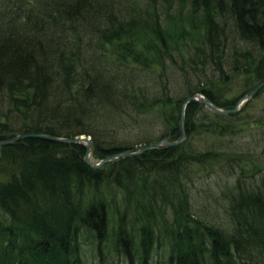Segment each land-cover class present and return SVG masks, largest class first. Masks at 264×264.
Masks as SVG:
<instances>
[{"label":"trees","instance_id":"16d2710c","mask_svg":"<svg viewBox=\"0 0 264 264\" xmlns=\"http://www.w3.org/2000/svg\"><path fill=\"white\" fill-rule=\"evenodd\" d=\"M240 76L264 81V0H0V140L91 136L100 161L178 139L187 96L235 108ZM185 121L99 169L80 144L1 145L0 264H264V87Z\"/></svg>","mask_w":264,"mask_h":264},{"label":"water","instance_id":"95a60500","mask_svg":"<svg viewBox=\"0 0 264 264\" xmlns=\"http://www.w3.org/2000/svg\"><path fill=\"white\" fill-rule=\"evenodd\" d=\"M262 83L264 85V81ZM260 84L254 86L251 90H249L247 93L242 95V97L238 99L236 103V107L233 109L219 107L218 105L213 103L210 99H208V97H204L203 95L194 94V95L188 96L182 102V107H181V112H180V135L178 139L169 140L168 138H163L158 142L152 143L150 145L142 146L138 148L137 150H124L119 153L111 154L98 162H93L91 160L93 150H94V143L91 137L89 136L87 137L86 135L72 138V137H57L49 133H22V134H18L16 136L10 137L8 139L0 140V146L5 145V144H13L17 142L18 140H21L23 138H28V137H43L51 141H56V142H61V143H66V144H80V145L85 146L86 148V153L84 157L85 162L90 167L98 169L104 164L110 161H113L117 158H120V157L137 156L153 148L160 147L162 145L167 146V147L180 145L186 140L185 114H186V109L190 102L197 101L205 105L209 109H211L213 112L217 114H221V115H228V114L236 113L240 109V107L242 106V103L245 100L252 98L260 90V86H261Z\"/></svg>","mask_w":264,"mask_h":264},{"label":"rangeland","instance_id":"374dc122","mask_svg":"<svg viewBox=\"0 0 264 264\" xmlns=\"http://www.w3.org/2000/svg\"><path fill=\"white\" fill-rule=\"evenodd\" d=\"M243 83H244V78L243 77H234L233 80L231 82H227V86H224L226 88H222L223 93V98L222 99H226V98H233L235 96H240L242 97V91L244 90L243 87ZM259 85V84H258ZM175 94V93H174ZM245 94V93H244ZM243 94V95H244ZM188 97V96H187ZM239 97V98H240ZM88 137V136H87ZM91 137V136H89ZM92 139V138H91ZM142 147V146H141ZM140 148V147H139ZM137 150V149H136ZM91 160L93 162H98V160H95L93 158V156L91 157ZM102 167V166H101ZM100 167V168H101ZM99 169V168H98ZM106 171V170H105Z\"/></svg>","mask_w":264,"mask_h":264},{"label":"bare ground","instance_id":"6f19581e","mask_svg":"<svg viewBox=\"0 0 264 264\" xmlns=\"http://www.w3.org/2000/svg\"><path fill=\"white\" fill-rule=\"evenodd\" d=\"M260 85H261V86H260V90H261V89L264 87V85H263V83L260 84ZM258 92H259V91H258ZM258 92H257V93H258ZM257 93H256V94H257ZM256 94H255V95H256ZM199 95H203V94H199ZM203 96L206 97L205 95H203ZM208 99H209V98H208ZM250 99H251V98H250ZM250 99L245 100V101L242 103V106L240 107V109H239L237 112H239V111L241 110V108H243V105H244L246 102H248ZM192 102H193V101H192ZM190 103H191V102H190ZM190 103H189V104H190ZM204 106H205V105H204ZM235 107H236V106H235ZM207 108H208V107H207ZM210 110H211V109H210ZM211 111H212V110H211ZM237 112H236V113H237ZM214 113H215V112H214ZM216 114H217V113H216ZM232 114H235V113H232ZM219 115H221V114H219ZM228 115H230V114H228Z\"/></svg>","mask_w":264,"mask_h":264}]
</instances>
